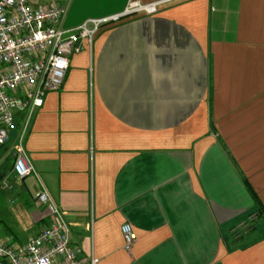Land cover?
<instances>
[{"label":"crops","instance_id":"0c3cea01","mask_svg":"<svg viewBox=\"0 0 264 264\" xmlns=\"http://www.w3.org/2000/svg\"><path fill=\"white\" fill-rule=\"evenodd\" d=\"M58 1L71 29L129 0ZM81 44L29 119L37 175L12 186L0 237L21 244L49 224L44 187L86 263L264 264V218L232 236L264 205V0H166Z\"/></svg>","mask_w":264,"mask_h":264},{"label":"built area","instance_id":"2783aa9c","mask_svg":"<svg viewBox=\"0 0 264 264\" xmlns=\"http://www.w3.org/2000/svg\"><path fill=\"white\" fill-rule=\"evenodd\" d=\"M166 0H129L123 12L92 18L75 28H66L68 6L58 0H0V146L6 145L16 128L18 112L24 113L23 125L11 146L14 156V184L37 175L25 146V131L32 113L42 107L47 94L59 90L66 79L71 56L82 50L81 42H92L98 31L126 17L156 14ZM8 179L2 188H12ZM46 205L50 221L37 235L24 243H10L0 237V261L4 264H96L86 263L72 241V227L66 213L58 208L42 187L35 195ZM261 218L252 212L233 230L240 239ZM125 247L131 250L138 235L130 223L121 226Z\"/></svg>","mask_w":264,"mask_h":264},{"label":"rangeland","instance_id":"374dc122","mask_svg":"<svg viewBox=\"0 0 264 264\" xmlns=\"http://www.w3.org/2000/svg\"><path fill=\"white\" fill-rule=\"evenodd\" d=\"M10 145V141L5 145L0 147V212L4 211V209L12 208L15 205V200L12 199V195L17 191L16 187L3 189L2 188V182L5 179H8V181L14 185L13 180V173H12V165H13V153L7 151L8 147ZM27 192V190H25ZM17 216L9 215V218L7 219L8 225H13L15 222ZM258 225V223L255 225V227ZM1 237L4 235L0 234Z\"/></svg>","mask_w":264,"mask_h":264},{"label":"trees","instance_id":"16d2710c","mask_svg":"<svg viewBox=\"0 0 264 264\" xmlns=\"http://www.w3.org/2000/svg\"><path fill=\"white\" fill-rule=\"evenodd\" d=\"M212 105V100L210 99V106ZM213 126V123H212ZM2 147V146H0ZM254 212H258L262 218H264V205L259 203Z\"/></svg>","mask_w":264,"mask_h":264},{"label":"water","instance_id":"95a60500","mask_svg":"<svg viewBox=\"0 0 264 264\" xmlns=\"http://www.w3.org/2000/svg\"><path fill=\"white\" fill-rule=\"evenodd\" d=\"M0 264H4L2 261H0Z\"/></svg>","mask_w":264,"mask_h":264}]
</instances>
